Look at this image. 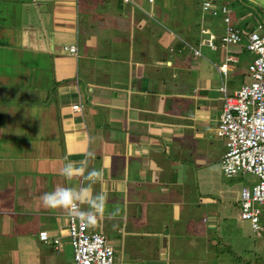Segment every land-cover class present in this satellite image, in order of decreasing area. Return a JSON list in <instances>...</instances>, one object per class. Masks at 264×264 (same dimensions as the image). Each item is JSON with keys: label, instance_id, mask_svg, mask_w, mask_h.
I'll use <instances>...</instances> for the list:
<instances>
[{"label": "crops", "instance_id": "obj_1", "mask_svg": "<svg viewBox=\"0 0 264 264\" xmlns=\"http://www.w3.org/2000/svg\"><path fill=\"white\" fill-rule=\"evenodd\" d=\"M205 1L0 0V264H72L69 213L41 196L78 186L61 169L87 154L103 170L94 193L120 209L89 229L121 264L169 263L175 245L217 252L222 232L230 247L241 194L221 171V88L239 90L255 55L201 45L203 29L218 42L225 30ZM209 1L264 32V0Z\"/></svg>", "mask_w": 264, "mask_h": 264}, {"label": "built area", "instance_id": "obj_2", "mask_svg": "<svg viewBox=\"0 0 264 264\" xmlns=\"http://www.w3.org/2000/svg\"><path fill=\"white\" fill-rule=\"evenodd\" d=\"M151 3L154 0H149ZM203 12L213 18H222L225 32L218 42L217 36L209 29H203L201 45L213 51L240 46L245 43L248 52L255 58L248 66L252 82L244 84L233 95H228L226 87L221 91L225 94L223 112L217 131L219 137L226 139L227 152L221 162V171L228 179L241 174H251L257 181L244 186L240 196V219L252 225L254 233L260 236V222L264 214V32L259 25L251 31L236 27L231 19L232 9L229 5L216 6L212 1L203 3ZM69 53H77L76 46H65ZM196 55L200 50L194 49ZM229 57L220 66L223 73L228 71ZM73 109L82 110V105ZM68 234L73 248L72 264H115V250L109 245L107 238L89 229L88 223L81 222L77 217L68 214ZM40 240L50 242L49 233H40ZM56 246L60 239H54Z\"/></svg>", "mask_w": 264, "mask_h": 264}, {"label": "rangeland", "instance_id": "obj_3", "mask_svg": "<svg viewBox=\"0 0 264 264\" xmlns=\"http://www.w3.org/2000/svg\"><path fill=\"white\" fill-rule=\"evenodd\" d=\"M197 15H200L199 11ZM224 29L225 25L223 24L222 30ZM220 32L223 34L225 30ZM239 81L241 83L245 81V84L252 82L251 77L248 75L244 78L241 77ZM222 139L226 140L225 138ZM234 179L230 182L235 184L233 185L234 190L240 189V194L242 187L257 181L256 177L251 174H241ZM232 207L234 208L232 223H235L236 229L227 233V235L232 234L230 247L227 245L222 232L221 235H216L215 243H213L218 247L217 252L206 253L205 248L194 250L185 244L175 245V251H169V263L166 261L165 264H264V214L261 217V231L260 236H258L257 233H254L250 222L240 220V211L238 212L235 202ZM174 241L176 242V239ZM165 255L167 256V253ZM115 262V264H121L117 255L115 256Z\"/></svg>", "mask_w": 264, "mask_h": 264}, {"label": "clouds", "instance_id": "obj_4", "mask_svg": "<svg viewBox=\"0 0 264 264\" xmlns=\"http://www.w3.org/2000/svg\"><path fill=\"white\" fill-rule=\"evenodd\" d=\"M87 155L90 158L91 154ZM89 158L68 161L61 169V175L66 180L79 179L78 186H57L53 191L44 193L41 200L45 207L62 209L91 225L98 219L117 217L120 209H107V197L103 189L94 193L93 185L102 181L103 170H89ZM83 205H87V208H83Z\"/></svg>", "mask_w": 264, "mask_h": 264}]
</instances>
